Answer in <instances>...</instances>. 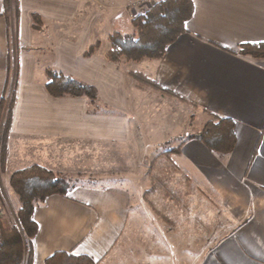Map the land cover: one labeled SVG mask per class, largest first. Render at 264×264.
Masks as SVG:
<instances>
[{
    "label": "crops",
    "instance_id": "0c3cea01",
    "mask_svg": "<svg viewBox=\"0 0 264 264\" xmlns=\"http://www.w3.org/2000/svg\"><path fill=\"white\" fill-rule=\"evenodd\" d=\"M134 1L16 0L13 19L0 0V102L14 90L11 124L0 127V178L7 177L9 185L13 170L33 163L61 170L57 166L66 158L67 144L129 141L134 128L129 111L137 107L143 119L146 112L129 87L134 84L130 72L138 71L168 90L147 84L137 88L139 96L154 91V96L178 98L182 105L173 111L202 124L211 113L231 117L237 136L234 149L224 155L206 147L195 132L185 136L176 161L185 171L186 191L169 184L163 196L154 191V201L176 214L185 209L187 218L188 208L214 209V219H221L216 222L231 226L222 236L217 232L201 264H264V58L238 53L241 43L264 42V0H193L186 31L163 57L115 64L106 57L108 35L134 32L132 19L147 9L143 4L131 9ZM34 12L42 16L41 29L33 27ZM47 67L94 84L110 112L89 111L85 97L51 96L45 87ZM136 120L145 129V121L138 115ZM134 205L131 190L91 183L79 182L66 197L49 196L35 208L32 264H44L62 250L90 255L96 264H148L145 245L137 244L134 263L128 244L146 240L133 231L135 221L144 218L135 215ZM126 233L127 243L117 247ZM177 233L170 228L156 239Z\"/></svg>",
    "mask_w": 264,
    "mask_h": 264
},
{
    "label": "rangeland",
    "instance_id": "374dc122",
    "mask_svg": "<svg viewBox=\"0 0 264 264\" xmlns=\"http://www.w3.org/2000/svg\"><path fill=\"white\" fill-rule=\"evenodd\" d=\"M142 1L136 0L132 2L130 4L131 9H135L140 4L145 5L147 9H151L156 6L157 2L160 0ZM147 9H145V11ZM12 14L13 19L18 15L16 1L14 2ZM135 17H137V15ZM135 17L132 19L133 27ZM41 20V26H43L42 16ZM12 29L11 34H14L15 29ZM99 45V41L91 45L94 46L92 52H89L91 47L89 46L85 50L84 55H92ZM107 59L115 64L123 62V60L120 62H113L108 57ZM132 72L137 71L130 72L131 78H129V83L132 81L134 84L133 86L129 84V87L132 92L136 93L132 95L131 92V97L133 101L140 98L143 101L144 107H146V112L142 114L144 117L143 119L139 115V112L137 113V107L129 111L134 126L131 130L129 141H98L91 144L82 141L79 144H67L66 158L57 166V168L61 170L55 171L69 174L73 181L77 183H91L99 187L117 186L122 189L131 190L133 201H135V215L138 216L140 214L141 217H144L140 223H137V220L135 221L136 223L134 222L135 226L133 227V231L135 230V233H144L145 235L143 237H145L146 240L144 244L142 241L137 242L132 240H130L128 244L131 247V252L134 251L135 254L137 252L138 243L140 247L141 245H145V254L147 255V258H145L148 259V261L146 260L148 264H201L202 255L215 245L216 240H214V238H217V232L221 233L218 236H222L225 230L231 226L225 225V223H217L216 220L221 221V219H214L216 212L214 209L204 210L200 208H188L187 218L185 215L186 210L178 208L176 214V212L174 213V210L169 209V207L159 206V204L154 201L153 193L157 191V196H163L164 193L167 194L166 186H169V184L181 186L179 189L184 192L186 191V177L183 175L185 171L182 169L183 167L179 166V162L176 161L177 154L180 153V144L185 139V136L187 137L192 132H195V135L199 134L204 124L199 120L194 121L193 118L189 117L190 114L186 112H174L182 105V101L178 98L169 96H163L161 98L159 96H154V91H152V95L150 96L144 98L139 96L137 88L140 87V89H143L147 84L143 80H138L136 76L132 75ZM150 87L153 88L152 86ZM13 94L14 90L10 88L9 93L4 95V97H6V112L9 109L11 110ZM108 108L111 109V106L104 104L100 96L97 103H92L89 100V111L91 112L103 114L110 112L106 110ZM137 115L140 119L145 121V129L139 128V125H141L143 121L139 123L136 120ZM5 121L6 119L2 117L0 122L1 129L2 123ZM189 125H193L192 127L194 128L190 129L188 127ZM71 147L73 149H71ZM1 180L0 219L5 226H10L16 222L15 213L19 208L20 202L17 195L12 190L10 183L8 185L7 177L3 175ZM196 183H198V185L201 184L200 182ZM192 187L195 188L193 184ZM144 191L145 198L142 197ZM157 200L159 202L160 199L158 198ZM139 202L141 205L137 204ZM169 219L170 221H175L177 223L176 226H172ZM170 228H172V230L177 228L178 233L176 238L175 235L173 238H170L169 235L165 234L166 239L162 240L161 237L156 239L157 236H160L157 235L159 232L163 233ZM125 235V238L123 237L117 247H121V245L127 243L125 241L127 233ZM163 236L164 234L162 237ZM133 260V262L136 263L137 254L134 256Z\"/></svg>",
    "mask_w": 264,
    "mask_h": 264
},
{
    "label": "trees",
    "instance_id": "16d2710c",
    "mask_svg": "<svg viewBox=\"0 0 264 264\" xmlns=\"http://www.w3.org/2000/svg\"><path fill=\"white\" fill-rule=\"evenodd\" d=\"M15 1L3 0L4 13L8 18L13 17ZM194 10L193 0H160L156 6L135 17L133 33L112 32L109 35L110 48L107 57L113 62L163 57L169 45L186 31L187 23L192 18ZM32 16L33 27L40 29L42 27L40 14L33 13ZM93 50L94 46H91L89 52ZM238 53L263 59L264 42L241 43L238 46ZM132 75L155 89L168 91L141 72H132ZM45 76V87L53 97H87L92 103L99 101L95 85L63 70L47 67ZM5 101L6 97L3 96L0 102V122L2 117L6 119L2 123L4 129L10 126L12 120L11 110L6 112ZM198 137L210 150L220 155L229 153L237 142L235 120L211 113ZM9 183L20 205L15 213V223L5 226L0 219V264H32L33 238L38 231L35 208L51 195L66 197L78 183L73 181L69 174L38 163L13 171ZM44 264H96V261L87 254L62 250L49 255Z\"/></svg>",
    "mask_w": 264,
    "mask_h": 264
},
{
    "label": "built area",
    "instance_id": "2783aa9c",
    "mask_svg": "<svg viewBox=\"0 0 264 264\" xmlns=\"http://www.w3.org/2000/svg\"><path fill=\"white\" fill-rule=\"evenodd\" d=\"M142 1V0H141ZM148 1H150V0H143L142 2H148Z\"/></svg>",
    "mask_w": 264,
    "mask_h": 264
}]
</instances>
